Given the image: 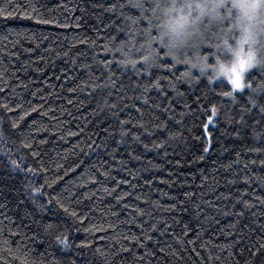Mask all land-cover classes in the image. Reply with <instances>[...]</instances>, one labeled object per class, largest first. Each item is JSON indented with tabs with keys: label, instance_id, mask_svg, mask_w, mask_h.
<instances>
[{
	"label": "trees",
	"instance_id": "16d2710c",
	"mask_svg": "<svg viewBox=\"0 0 264 264\" xmlns=\"http://www.w3.org/2000/svg\"><path fill=\"white\" fill-rule=\"evenodd\" d=\"M33 7L52 23L25 18ZM125 10L124 0H0V237L42 264H245L264 244L259 107L248 89L233 102L219 95L229 82L185 81L166 61L122 68L105 45L122 38ZM201 96L221 106L210 137ZM245 107L255 110L237 131L227 117L239 122Z\"/></svg>",
	"mask_w": 264,
	"mask_h": 264
},
{
	"label": "clouds",
	"instance_id": "9594fccd",
	"mask_svg": "<svg viewBox=\"0 0 264 264\" xmlns=\"http://www.w3.org/2000/svg\"><path fill=\"white\" fill-rule=\"evenodd\" d=\"M124 8L122 38L105 45L122 68L155 72L166 61L183 69L185 81L227 83L238 75L257 106H264L258 103L264 97V0H124ZM254 70L262 75L250 84ZM0 241V257L9 264H42Z\"/></svg>",
	"mask_w": 264,
	"mask_h": 264
},
{
	"label": "snow or ice",
	"instance_id": "6c2138e0",
	"mask_svg": "<svg viewBox=\"0 0 264 264\" xmlns=\"http://www.w3.org/2000/svg\"><path fill=\"white\" fill-rule=\"evenodd\" d=\"M111 10H113V9L112 8L106 9V11H111ZM33 17H36V23H38V24L52 23V21L40 18L38 10L35 7L32 8V14L30 16L29 15L25 16V18H27V19H32ZM105 50H106V48H105ZM243 65H244V60L241 59L240 60L241 68L243 67ZM233 71L235 72V66L233 68ZM228 82L231 85L232 91H223L219 95L224 96V97H229L234 102L235 96L233 95V91L245 89V86L240 82L238 75L234 76V78H231ZM110 83H112V82L110 81ZM180 95H182V94H180ZM145 103H147V101H145ZM195 103L205 105L203 110L198 109L197 111L198 112L202 111V113L204 115H206L207 120H206V122L203 123L202 126H203L205 132L210 137L211 133H208V129H209L210 125L213 123V118L219 116V114L221 112V106H218L212 99H209L206 96L198 97L197 101ZM249 103L253 104L254 106L256 105V101L253 100L251 97L249 99ZM4 107H7V105H5ZM184 107L188 108V105L185 104ZM254 110H255V107L253 109H249V108L245 107L244 109L241 110V118H240L239 122H237L233 117H227L228 122L238 124L237 131H239L241 127L247 126L248 117H246L245 114H247L251 111H254ZM32 111H36V109H32ZM192 114L195 115V113H192ZM258 114L260 115L261 120H264V106L259 107V113ZM114 115H115V113H114ZM121 123L125 124L127 122L121 121ZM13 127H15V124L13 125ZM157 127L160 128V127H163V125H157ZM196 139L199 140L200 137H196ZM145 147H147V146L145 145ZM211 150H212V141H211V139H206L204 141L202 153H209ZM199 159L204 160L205 156L203 154H201ZM262 163H264V161H262ZM105 191H107V189H105ZM186 195H190V194L186 193ZM41 207H43V206H41ZM248 207H250V205L245 204V208H248ZM75 215L76 214L73 212L72 216L75 217ZM138 215H142V213H138ZM236 215H237V222L231 225V227L233 229L238 227L239 222H240L239 218L244 215V212L242 211L241 213H237ZM156 227H157L156 225H153V230H155ZM185 227L187 228L188 226L186 225ZM44 229L46 232L54 233L56 231V226L52 225V224H48V225L44 226ZM236 235H241V233L237 232ZM55 239L62 245L68 246V244H69V241L60 235H56ZM145 239L150 240L151 237L145 236ZM243 239H244V237L241 236V242H243ZM189 243H195V242L189 241ZM229 247H232V245H229ZM252 247H254L256 250L254 252L249 251L248 259L245 261V264H264V244H259V245L253 244ZM58 264H59V262H58Z\"/></svg>",
	"mask_w": 264,
	"mask_h": 264
},
{
	"label": "rangeland",
	"instance_id": "374dc122",
	"mask_svg": "<svg viewBox=\"0 0 264 264\" xmlns=\"http://www.w3.org/2000/svg\"><path fill=\"white\" fill-rule=\"evenodd\" d=\"M239 91V90H238Z\"/></svg>",
	"mask_w": 264,
	"mask_h": 264
}]
</instances>
